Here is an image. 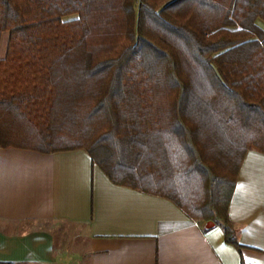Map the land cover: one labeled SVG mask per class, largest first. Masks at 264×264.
I'll return each mask as SVG.
<instances>
[{"label":"trees","instance_id":"obj_1","mask_svg":"<svg viewBox=\"0 0 264 264\" xmlns=\"http://www.w3.org/2000/svg\"><path fill=\"white\" fill-rule=\"evenodd\" d=\"M0 148L85 151L240 249L227 210L264 154V0H0Z\"/></svg>","mask_w":264,"mask_h":264},{"label":"crops","instance_id":"obj_2","mask_svg":"<svg viewBox=\"0 0 264 264\" xmlns=\"http://www.w3.org/2000/svg\"><path fill=\"white\" fill-rule=\"evenodd\" d=\"M227 215L240 249L83 150L0 148V264H264V154L245 155Z\"/></svg>","mask_w":264,"mask_h":264},{"label":"rangeland","instance_id":"obj_3","mask_svg":"<svg viewBox=\"0 0 264 264\" xmlns=\"http://www.w3.org/2000/svg\"><path fill=\"white\" fill-rule=\"evenodd\" d=\"M6 43H7V35L5 34V35H3L2 39H1L0 56H4Z\"/></svg>","mask_w":264,"mask_h":264},{"label":"water","instance_id":"obj_4","mask_svg":"<svg viewBox=\"0 0 264 264\" xmlns=\"http://www.w3.org/2000/svg\"><path fill=\"white\" fill-rule=\"evenodd\" d=\"M212 225H213V224L210 222V223L208 224V227H209V226H212Z\"/></svg>","mask_w":264,"mask_h":264}]
</instances>
